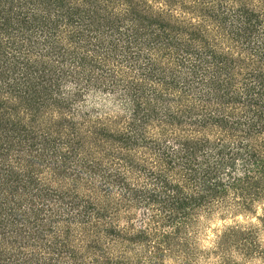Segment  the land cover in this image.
<instances>
[{
    "label": "trees",
    "instance_id": "1",
    "mask_svg": "<svg viewBox=\"0 0 264 264\" xmlns=\"http://www.w3.org/2000/svg\"><path fill=\"white\" fill-rule=\"evenodd\" d=\"M220 209L264 226V0H0V264L264 263Z\"/></svg>",
    "mask_w": 264,
    "mask_h": 264
},
{
    "label": "rangeland",
    "instance_id": "2",
    "mask_svg": "<svg viewBox=\"0 0 264 264\" xmlns=\"http://www.w3.org/2000/svg\"><path fill=\"white\" fill-rule=\"evenodd\" d=\"M259 209V213H260ZM255 224L259 234V238L264 244V226L259 223L256 217L253 215L233 214L226 209H220L208 217L201 220L198 228V240L199 246L203 250L210 249L213 246L216 236L221 232L225 226L232 224H239L242 226H248L249 224ZM214 257V256H213ZM203 258L200 264H211L214 262V258ZM235 260L241 264H264L259 258H242L235 255ZM166 264H179L176 260H168Z\"/></svg>",
    "mask_w": 264,
    "mask_h": 264
}]
</instances>
